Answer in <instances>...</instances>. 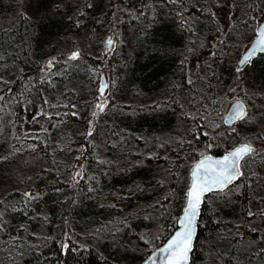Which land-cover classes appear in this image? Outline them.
I'll return each instance as SVG.
<instances>
[{
    "label": "trees",
    "instance_id": "16d2710c",
    "mask_svg": "<svg viewBox=\"0 0 264 264\" xmlns=\"http://www.w3.org/2000/svg\"><path fill=\"white\" fill-rule=\"evenodd\" d=\"M205 1L119 0L126 8L125 18L128 15H136L138 24L135 36H137V41L130 54L123 60L114 57L110 61L112 65L116 64L120 68V97L116 101L110 100L106 107L108 113L113 106L116 108L115 111L104 119L101 118L103 119L101 126L109 134V141L116 143L117 146L115 136L119 137L123 133L133 135L136 138L135 141H139L140 137L171 134L174 130H178L182 122L177 120V115L182 114V119L188 117L183 113L182 105L174 103L173 97L171 101H165L170 104L164 103L163 107L149 105V107L142 108L130 104V110H126V103L129 102L131 93L136 90L143 94L163 92L172 85L173 79L177 76L180 78L187 99L189 97L190 103H195L198 119L195 121L191 119L190 124L196 123L187 125L188 129L192 130V134L188 131V139L177 150L172 151L171 158L163 154L158 156L156 161L150 159L148 165L143 164L126 171H119L108 178L109 183L106 190L115 191L135 183H140L139 187L142 189L153 188L150 182L154 184L152 186L158 187L157 179L152 173L158 163L169 170L167 175L170 178L181 175L182 173L178 170L184 158L188 157L196 161L199 158V148L208 141V136L214 139L215 146L210 150V154L215 156L229 152L239 143L249 142V140L237 137L239 131L233 135L224 134V131L231 128L224 124H218L211 132L202 113L206 111L205 106H211L218 120L220 108L213 99L214 87L216 88L218 84L210 81L190 84L185 75L184 57L181 54V49H184L186 43L183 22L191 16H197L199 19L196 21L200 24L204 16L202 4ZM229 1L234 6L232 17L234 20L238 18L239 13H244L245 17L256 16L260 13L254 0ZM69 2L70 6L65 15L43 18L38 23L29 24V18L37 19L40 16L51 14L62 3L60 0H28L26 10H22L24 13H18L15 24L0 31V64L13 65L22 70L26 80L29 79L33 86L40 88L42 86L41 61L49 56L47 50L53 40L71 33H81L89 26L91 27V22L83 21L86 13L97 19L111 8V4L114 5V0H70ZM10 4L12 0H0V18L6 15V5L10 6ZM146 49L147 52H145ZM261 57H264V54L255 57L250 63L251 66H245L239 74L236 71H230L226 82L231 85L237 82L250 90L264 93V58ZM94 62L96 60L88 55L77 59L73 63L76 67L72 69L74 74L72 79H78L76 81L78 84L84 82L82 80L90 70L88 67L97 69L98 65H94ZM82 71L85 72L84 75ZM215 72L217 74V69ZM96 75L97 72L94 73V77ZM55 81L56 79H53V82ZM91 86H94V82ZM15 87L19 91V85L15 83ZM92 90L94 97L98 96L97 91ZM14 94L17 92L10 89V95ZM88 100L80 93L69 94L63 103L64 106L58 109L60 114L50 119L57 123L56 131L59 133L62 130L66 131L75 123L85 128L92 114ZM0 108H3L2 104ZM21 108V104L18 103L16 117H19ZM200 120L201 124L198 123ZM219 131L222 133L219 134ZM19 132H21V127L18 123L16 136ZM34 142L36 153H39L47 162H51L53 152H50L49 144H44L38 139H34ZM52 173H44V181L39 187L44 198L41 206L39 204H37L39 207L33 206L36 207L35 212L29 208L28 204L22 202L25 197L20 193L11 194L9 200L13 199L8 201L9 203L6 201L3 207L4 216L0 218V222L10 216L15 223V228L19 230L20 238L16 241L15 248L12 249L13 253L10 250V244H6L4 248L0 247V264H140L150 251L143 249L145 237L147 241L152 240V236L146 235L144 230L150 228L156 233L152 251L161 246L177 227L175 217L182 211V194L187 183V169L182 176L184 178L180 182L181 190L177 198L171 199L163 196L150 201V203L157 201L160 205V223L157 231L152 219L147 216L142 218L137 215L135 217L129 212L132 208H134L132 209L134 213L142 209V206L137 207L141 204L137 202L138 194L128 196L122 203V213L113 215L118 208L116 205L120 203L104 207L107 196L103 191V195H99L97 199L77 193L71 201V211L67 214V205L64 204L66 190L63 189L64 185L62 186L61 183H50ZM209 197L206 198L202 208L191 264H264V235L260 237L257 232H250L247 228L243 234L239 231L241 229L239 222L243 221L241 218L245 211L242 205L227 202L221 204L218 212L215 211L213 214L207 208ZM12 206H16L17 209L9 214ZM99 206L106 209V212ZM109 210L110 216L108 215ZM47 211L48 213L43 215V212ZM64 214L69 217H64ZM34 215H38V218H33ZM41 218L49 219L51 222L45 231L40 230L39 227ZM235 224L239 226V229L236 230L234 237L220 235L223 227ZM1 232L0 228V235ZM16 247L17 250H15Z\"/></svg>",
    "mask_w": 264,
    "mask_h": 264
},
{
    "label": "rangeland",
    "instance_id": "374dc122",
    "mask_svg": "<svg viewBox=\"0 0 264 264\" xmlns=\"http://www.w3.org/2000/svg\"><path fill=\"white\" fill-rule=\"evenodd\" d=\"M60 1L62 4L57 6L51 14L36 17L37 19L29 18V24L38 23L43 18L65 15L70 6V0ZM254 1L257 9L260 10L256 16L245 17L244 13H239L238 18L234 20L232 19L234 6L231 1L206 0L202 4L204 16L200 24L196 21L199 19L197 16H191L183 22L186 43L184 49H181V54L184 57L185 75L188 82L201 84L210 81L218 84L216 88L214 87L213 98L220 108L218 120L211 106H205L206 111L202 113L211 132L218 124H224V117L235 101L246 103L249 109L248 116L238 124L232 126L224 124L226 127H231L224 131V134L233 135L239 131L237 137L249 140L248 143L252 147V152L244 158L242 176L236 184L225 191L211 194L207 200V208L213 214L215 211L218 212L221 204L227 202L238 203L244 208V216L241 218L243 221L239 222L241 229L235 224L223 227L220 231L221 236L230 238L235 236L237 229L243 234L246 228L250 232H257L260 237L264 235V93L250 90L237 82L232 85L226 82L228 81L227 74L239 67L238 61L242 53L249 47L256 36L259 24L264 20V0ZM27 5L28 0H12L10 6L6 5V15L0 18V31L6 27H12L18 13L26 10ZM125 13L126 8L119 0H114V5L111 4V8L97 19L86 13L83 21L91 22V27L89 26L81 33H71L55 38L47 50L49 56L41 61L42 86L40 88L33 86L29 79L26 80L22 70L13 65L0 64V104L3 105V108H0V218L4 216L3 207L6 201L10 202L13 199L9 200L10 195L16 192L25 197L22 202L28 204L32 211L39 207L37 204L42 205L41 201L44 197L39 187L44 181L45 172H53L50 183L56 182L64 185L63 189L67 193L64 201L67 205V214L71 211V201L77 193L97 199L99 195H103V191L107 196L104 207L120 203L116 205L118 208L113 215L122 213V203L128 196L138 194L137 202L141 204L137 207L142 206V209L134 213L135 211L132 210L134 208H132L129 212L135 217L137 215L142 218L147 216L152 219L157 231L160 223V205L157 201L152 203L150 201L163 196L171 199L177 198L181 190L180 182L184 178L182 176L187 169V183L182 194L184 207L186 192L191 180L190 172L196 162L188 157L184 158L178 170L182 174L173 178L167 175L169 170L164 165L156 164L152 173L157 179L158 187L152 186L154 184L150 182L153 188L142 189L139 187L140 183H135L115 191L106 190L109 183L108 178L119 171H126L143 164L148 165L150 159L156 161L157 157L163 154L171 158L172 151L177 150L188 139V131L192 134V130L187 126L191 123V119L194 121L198 119L195 103H190L189 97L187 99L180 78L177 76L173 79L172 85L163 92L143 94L136 90L131 93V98L126 103V110H130V104L142 108L149 107V105L163 107L164 103L170 104L165 101H171L173 97L174 103L182 105L183 113L188 117L182 119V114L177 115V120L182 122L178 130H174L171 134L140 137L139 141H135V136L123 133L119 137L115 136L117 146L116 143L109 141V134L103 129L101 123L116 109L113 106L108 113L106 107L110 100L116 101L120 97V68L116 64L112 65L110 61L114 57L123 60L130 54L137 41V36H135L138 24L136 15H128L125 18ZM94 19L96 20L93 21ZM108 35H112L114 43L108 57L104 59V45ZM147 51L146 49L145 52ZM74 53L79 54L77 59L88 55L96 60L94 65H98L97 69L88 67L90 70L82 80L84 82L80 84L76 83L78 79H72L74 75L72 69L76 67L73 63L77 59L73 60L70 57ZM95 72H97L96 77H94ZM82 73L84 75L85 72L82 71ZM101 73L106 74L112 85L107 98H101L99 95L94 97L92 90L97 91ZM53 79L56 81L53 82ZM92 82H94L93 87ZM15 83L19 85V91ZM10 89L15 90L17 94L10 95ZM72 92L80 93L89 99L92 114L85 128L75 123L72 128L59 133L56 131L57 123L50 119L60 114L58 109L64 106L66 97ZM105 99L108 102L105 108L101 109L96 106L97 102L101 104ZM18 103L22 108L19 117H16ZM94 113H96L95 116ZM42 115H44L43 118H41ZM93 116L94 126L92 127ZM18 123L21 132L16 136ZM198 123L201 124V120ZM195 124L192 122L190 125ZM89 133L92 134L89 135ZM34 139L49 144L50 152H53L51 162H47L39 153H36ZM188 143L189 141L187 145ZM84 145H86L85 148H83ZM214 146V139L208 136V141L199 148V158L210 154ZM28 189H31L30 195L25 193ZM35 205L36 207H33ZM99 207L106 212V209ZM16 209V206H12L9 214L14 213ZM47 213L48 211L43 212V215ZM67 214L63 216L68 218ZM110 214L109 210L108 215ZM180 214L175 217L177 222ZM33 218H38V215H34ZM50 223L49 219H39L40 230L45 231ZM202 225H204L203 222ZM0 228L2 229L0 247L4 248L6 244H10V250L13 253L12 249L15 248L16 241L20 238L19 230L15 228V223L10 216L0 222ZM114 232L118 233L115 230ZM144 232L147 233L146 235H151L152 240L147 241L145 237L143 249L151 251L154 247L156 233L150 228L145 229ZM67 235L69 236L68 232Z\"/></svg>",
    "mask_w": 264,
    "mask_h": 264
},
{
    "label": "snow or ice",
    "instance_id": "6c2138e0",
    "mask_svg": "<svg viewBox=\"0 0 264 264\" xmlns=\"http://www.w3.org/2000/svg\"><path fill=\"white\" fill-rule=\"evenodd\" d=\"M255 35L256 41L252 48L238 61L241 66H251L249 61L257 52L264 54V26H261ZM108 44L111 45L112 41L109 40ZM78 55V53H74L70 59L75 60ZM235 71L239 74L242 71V67L236 68ZM105 87L106 85L101 86V95L104 94ZM97 107L103 109L101 104H98ZM237 109L239 111L233 113V118L236 120L245 119L246 113L243 111V106L237 105ZM91 134L89 133V135ZM251 152L252 148L245 145L236 148L235 151L225 155L222 159H213L205 156L194 166L191 174L192 183L187 192V207L184 209V216L179 222L182 230L177 231L168 241L167 246L160 249L162 264H187L193 240V225L202 197L213 190L223 191L224 187L238 179L242 175L240 161Z\"/></svg>",
    "mask_w": 264,
    "mask_h": 264
},
{
    "label": "water",
    "instance_id": "95a60500",
    "mask_svg": "<svg viewBox=\"0 0 264 264\" xmlns=\"http://www.w3.org/2000/svg\"><path fill=\"white\" fill-rule=\"evenodd\" d=\"M261 26H264V20L259 24L257 30L261 27ZM257 32V31H256ZM111 40L112 41V44L109 45L108 44V41ZM256 41V36L255 38L253 39V41L251 42V44L249 45V47L242 53L241 57L242 58L246 52L248 50H250L253 46V44L255 43ZM113 43H114V39L112 37V35H108L105 39V50H104V56L105 58L108 57V54L111 52L112 50V47H113ZM259 54H262V53H259L257 52L255 56H253L249 62H251L256 56H258ZM239 67H244V66H241L239 64ZM102 85H106V87L104 88V94L101 95L100 94V88ZM97 90H98V93H99V96L101 98H105L108 94V90H109V81L107 79V76L105 73H101L100 76H99V80H98V86H97ZM100 104L99 102L96 103V106ZM107 104V101L105 100L103 103H101V105H103V108H105ZM237 105H242L243 106V111L244 113H246L245 117L247 116V112H248V109H247V106L245 105L244 102L242 101H235L229 108L228 112L226 113L225 117H224V124L226 126H232L234 124H236L237 122L241 121V120H236L233 118V113L234 112H238L239 110L237 109ZM94 116H95V113H94ZM94 116L92 118V123H91V126L93 127L94 126ZM245 145H248L249 147H251L249 144L247 143H243V144H240L238 146H236L235 148H233L230 152H233L235 151L236 148H239V147H243ZM86 145L83 146V148H85ZM230 152L228 153H225V154H222V155H218V156H215V155H211V154H208V155H204L202 157H200L192 166V169H191V172H190V185L187 189V192L191 186V183H192V170L194 168V166L198 163V161L202 158H204L205 156H208V157H211L213 159H222L225 155L229 154ZM241 163H242V160L240 161V171L242 173V168H241ZM241 177V176H240ZM239 177V178H240ZM236 179L232 184L224 187L223 191L228 189L230 186H232L234 183H236L238 180ZM187 192H186V200H185V205L182 209V212L178 218V223H177V228L173 231V233L167 238V240L160 246L158 247L157 249L151 251L147 258L141 263V264H162V254L160 252V249L163 248V247H166L167 246V243L168 241L176 234L177 231H181V225H180V220L183 218L184 216V209L187 207V200H188V197H187ZM214 192H219V190H213L209 193H206L203 197H202V201H201V204H200V207H199V210H198V214H197V217H196V220L194 222V225H193V240H192V245H191V250L188 254V260H187V264H191V257H192V253H193V250H194V247H195V243H196V239H197V235H198V231H199V221L201 219V213H202V208H203V205H204V202H205V199L208 195H210L211 193H214ZM26 194L30 195L31 194V189H28L26 190L25 192Z\"/></svg>",
    "mask_w": 264,
    "mask_h": 264
}]
</instances>
